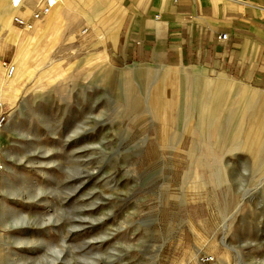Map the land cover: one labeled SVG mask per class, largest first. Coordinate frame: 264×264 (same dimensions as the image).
I'll return each mask as SVG.
<instances>
[{
    "label": "rangeland",
    "instance_id": "obj_1",
    "mask_svg": "<svg viewBox=\"0 0 264 264\" xmlns=\"http://www.w3.org/2000/svg\"><path fill=\"white\" fill-rule=\"evenodd\" d=\"M11 1L0 264H264V87L129 58L107 34L117 0H81L39 38L47 17L30 30L12 17L41 0Z\"/></svg>",
    "mask_w": 264,
    "mask_h": 264
},
{
    "label": "crops",
    "instance_id": "obj_2",
    "mask_svg": "<svg viewBox=\"0 0 264 264\" xmlns=\"http://www.w3.org/2000/svg\"><path fill=\"white\" fill-rule=\"evenodd\" d=\"M79 2L57 3L34 27L35 36L58 25L61 12ZM116 8L107 34L121 38L129 58L213 68L264 87V0H117Z\"/></svg>",
    "mask_w": 264,
    "mask_h": 264
},
{
    "label": "built area",
    "instance_id": "obj_3",
    "mask_svg": "<svg viewBox=\"0 0 264 264\" xmlns=\"http://www.w3.org/2000/svg\"><path fill=\"white\" fill-rule=\"evenodd\" d=\"M61 0H41L40 5L30 12L28 15H14L12 17L13 24L22 30H30L34 27V25L40 22L43 18H45L53 9V7L59 3ZM22 0H12L11 5L14 9H19L21 7ZM222 40L226 38V34L220 36ZM8 74L12 75L14 72L13 67H7ZM2 109V104L0 103V111ZM4 120V116L0 113V126ZM1 164H0V172H1ZM210 258H203L202 262H208Z\"/></svg>",
    "mask_w": 264,
    "mask_h": 264
},
{
    "label": "bare ground",
    "instance_id": "obj_4",
    "mask_svg": "<svg viewBox=\"0 0 264 264\" xmlns=\"http://www.w3.org/2000/svg\"><path fill=\"white\" fill-rule=\"evenodd\" d=\"M10 7H12V5H10ZM13 70H14V68H13ZM140 72L142 74V82L157 83V84H160V86H162L161 83H163L165 81V75H163L162 77L160 75H158L159 77H161L159 80H157V79L152 80V78H151V72H149L148 69L142 68V70H140ZM6 73L8 74V68L6 70Z\"/></svg>",
    "mask_w": 264,
    "mask_h": 264
}]
</instances>
